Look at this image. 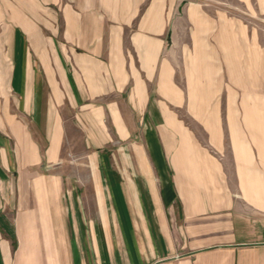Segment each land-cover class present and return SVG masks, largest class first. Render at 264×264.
<instances>
[{"label": "crops", "instance_id": "0c3cea01", "mask_svg": "<svg viewBox=\"0 0 264 264\" xmlns=\"http://www.w3.org/2000/svg\"><path fill=\"white\" fill-rule=\"evenodd\" d=\"M8 1L0 264H264V0Z\"/></svg>", "mask_w": 264, "mask_h": 264}, {"label": "rangeland", "instance_id": "374dc122", "mask_svg": "<svg viewBox=\"0 0 264 264\" xmlns=\"http://www.w3.org/2000/svg\"><path fill=\"white\" fill-rule=\"evenodd\" d=\"M214 5V6H213ZM11 3L8 0H0V25L1 26H10V25H14L13 23L10 22V13H11V8H15L16 5L14 4L13 7H11ZM227 9H230L231 12L234 11L236 12V16L235 18L240 20L242 22V24L246 25L247 27H251V28H255L259 31V37L261 38V41L264 43V18H254V17H250L246 12H245V8L241 5H231V6H227ZM20 9V8H19ZM210 11L211 12H216L217 8H216V3H211L210 6ZM10 35L9 34H0V42H4V41H9ZM179 84H184L182 82H180ZM188 100L187 98L184 99L185 103H183L182 105L179 106H175L172 107V110L174 112H176V114L179 116V118L183 121H185L188 124H193L195 122L194 119V114H192L193 110L190 109L189 104H188ZM197 104V103H195ZM209 104L212 105H219V106H223L226 104V99L221 97V98H212L210 99ZM198 105V104H197ZM197 105H194L192 107L196 108L194 109V111H196ZM192 112V113H190ZM194 115V116H192ZM200 137H203L204 135L201 133V131H197ZM72 136L74 137V139L72 140L73 143L71 144L69 142V144L65 145V154L64 157L67 160V162L65 163V168L66 169H73V163L74 160L77 161L79 159L78 162L76 163H81L80 167L81 168H85L88 169L89 168V164L90 161L88 159L87 156V152L84 148L82 143H80V141L78 140V133L77 131L72 132ZM121 146L116 143L114 145L109 146V148L107 149V151L109 152L108 154H103L101 157V161L99 160V162L101 163V168H115L116 165V158L120 157L122 150H120ZM80 152V155H79ZM68 163H71L72 166H69Z\"/></svg>", "mask_w": 264, "mask_h": 264}]
</instances>
